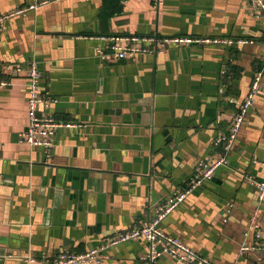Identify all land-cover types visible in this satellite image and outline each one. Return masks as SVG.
Wrapping results in <instances>:
<instances>
[{
  "label": "crops",
  "instance_id": "0c3cea01",
  "mask_svg": "<svg viewBox=\"0 0 264 264\" xmlns=\"http://www.w3.org/2000/svg\"><path fill=\"white\" fill-rule=\"evenodd\" d=\"M0 264H51L150 221L156 208L225 156L159 228L207 264H264L247 229L264 182V18L246 0H0ZM243 38L252 45L167 46L101 60L97 36ZM54 98L40 115L80 123L49 150L21 141L27 68ZM259 76V91L226 152L218 138ZM258 222L264 226V201ZM146 240L102 252L98 264H150ZM30 256L32 260H27ZM153 264H179L161 256Z\"/></svg>",
  "mask_w": 264,
  "mask_h": 264
},
{
  "label": "built area",
  "instance_id": "2783aa9c",
  "mask_svg": "<svg viewBox=\"0 0 264 264\" xmlns=\"http://www.w3.org/2000/svg\"><path fill=\"white\" fill-rule=\"evenodd\" d=\"M157 1V0H155ZM251 6L255 14H259L264 18V0H246ZM38 4H33L27 7L18 8L0 16V28L10 18L21 15L29 10L35 11ZM99 41L104 43V48H98L97 53L101 60H125L135 59L140 55H157L161 54L167 46H187V45H203V44H221L226 47L252 45L255 42L251 39L243 38H192V37H167L158 38L156 36H136V35H107L97 36ZM264 47V40L262 41ZM259 76H257L250 86L243 102L232 122L230 123L227 133L221 135L217 143H221L226 152H228L232 143L235 140L244 117L255 101L259 91ZM41 74L35 63H31L27 68V85H26V108L28 126L22 134L21 141L30 147H41L49 150L52 146V136L59 130L65 129H81L80 123L62 122L53 118L40 115L39 108L44 104H53L55 99L46 97L40 93ZM9 83L0 79V88L7 87ZM227 158L225 156L214 159H207L200 162L201 171L196 174L185 185L173 195L165 199L164 202L156 208L155 216L148 222L140 226H134L129 230L117 233L108 237L104 244L98 248L88 250L83 253L75 254L64 252L59 254L51 264H98L101 262L102 252L108 248L117 246L122 243L146 240L149 244L148 260L153 264L154 260L161 256H166L179 264H207L201 259L197 253L190 247L186 246L179 239L165 235L159 228V224L171 212L179 206V204L195 189L200 187L204 182L211 180L215 171L220 167L227 166ZM257 189L258 206L256 211L251 216V220L247 229V233L252 234L255 243L249 247L243 244L240 248L241 252L248 250H264V226L258 222L260 212L259 204L264 200V182H253ZM27 260H32L27 256Z\"/></svg>",
  "mask_w": 264,
  "mask_h": 264
},
{
  "label": "water",
  "instance_id": "95a60500",
  "mask_svg": "<svg viewBox=\"0 0 264 264\" xmlns=\"http://www.w3.org/2000/svg\"><path fill=\"white\" fill-rule=\"evenodd\" d=\"M39 148H41V147H39ZM263 201H264V200H263ZM263 201H262V202H263ZM257 206H258V203H257ZM260 207H261V206H259V208H260Z\"/></svg>",
  "mask_w": 264,
  "mask_h": 264
}]
</instances>
